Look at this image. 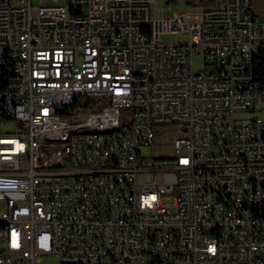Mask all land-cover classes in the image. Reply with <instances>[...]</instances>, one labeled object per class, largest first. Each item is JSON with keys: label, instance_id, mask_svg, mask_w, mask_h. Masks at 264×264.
<instances>
[{"label": "built area", "instance_id": "1", "mask_svg": "<svg viewBox=\"0 0 264 264\" xmlns=\"http://www.w3.org/2000/svg\"><path fill=\"white\" fill-rule=\"evenodd\" d=\"M263 113L252 0H0V264H264Z\"/></svg>", "mask_w": 264, "mask_h": 264}, {"label": "rangeland", "instance_id": "2", "mask_svg": "<svg viewBox=\"0 0 264 264\" xmlns=\"http://www.w3.org/2000/svg\"><path fill=\"white\" fill-rule=\"evenodd\" d=\"M161 4H165V0H158ZM219 2V0H218ZM170 7L174 9H188L192 8L194 6L187 4L184 0H178L176 3L174 2H168ZM216 4V3H215ZM213 5V4H212ZM259 18V17H258ZM261 19V18H259ZM163 41H185L188 37L187 33L184 32H171V33H164L161 35ZM194 60V68L196 70L203 68L204 66V56L203 51L195 52L193 55ZM97 103V100L95 99L92 103L86 106V109H94L95 104ZM264 116V113L262 114ZM16 125L14 121H8L5 124L1 126L2 130H15ZM142 149V153L144 155H151L152 153V146L151 145H143L140 146ZM143 174H141L140 178H143ZM35 264H58L57 259L53 255H44L41 259H38Z\"/></svg>", "mask_w": 264, "mask_h": 264}, {"label": "bare ground", "instance_id": "3", "mask_svg": "<svg viewBox=\"0 0 264 264\" xmlns=\"http://www.w3.org/2000/svg\"><path fill=\"white\" fill-rule=\"evenodd\" d=\"M17 53V46H5V54ZM237 71L250 72V64H237ZM101 135H108V128H101Z\"/></svg>", "mask_w": 264, "mask_h": 264}, {"label": "trees", "instance_id": "4", "mask_svg": "<svg viewBox=\"0 0 264 264\" xmlns=\"http://www.w3.org/2000/svg\"><path fill=\"white\" fill-rule=\"evenodd\" d=\"M170 2H174L176 3L178 0H165ZM187 4L192 5V6H208V5H212L215 3H218V0H184ZM122 111H127L128 108L126 107H122L121 108Z\"/></svg>", "mask_w": 264, "mask_h": 264}, {"label": "crops", "instance_id": "5", "mask_svg": "<svg viewBox=\"0 0 264 264\" xmlns=\"http://www.w3.org/2000/svg\"><path fill=\"white\" fill-rule=\"evenodd\" d=\"M253 10L257 17L264 18V0H252Z\"/></svg>", "mask_w": 264, "mask_h": 264}, {"label": "water", "instance_id": "6", "mask_svg": "<svg viewBox=\"0 0 264 264\" xmlns=\"http://www.w3.org/2000/svg\"><path fill=\"white\" fill-rule=\"evenodd\" d=\"M168 3V1H166Z\"/></svg>", "mask_w": 264, "mask_h": 264}]
</instances>
